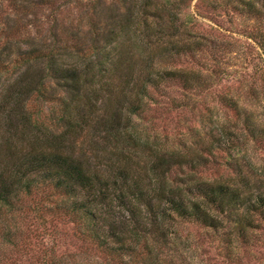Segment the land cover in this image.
I'll list each match as a JSON object with an SVG mask.
<instances>
[{"label":"trees","instance_id":"16d2710c","mask_svg":"<svg viewBox=\"0 0 264 264\" xmlns=\"http://www.w3.org/2000/svg\"><path fill=\"white\" fill-rule=\"evenodd\" d=\"M193 1H0V264H212L205 243L222 264L258 261L264 0H196L250 24L251 71L217 95L233 119L185 137L150 115L172 84L170 107L191 111L226 76L232 43L199 30ZM59 219L87 246L46 244Z\"/></svg>","mask_w":264,"mask_h":264},{"label":"rangeland","instance_id":"374dc122","mask_svg":"<svg viewBox=\"0 0 264 264\" xmlns=\"http://www.w3.org/2000/svg\"><path fill=\"white\" fill-rule=\"evenodd\" d=\"M63 2L64 0H55V5L63 4ZM5 4L6 3H3L4 10H6L5 8L7 7ZM190 9L194 12L195 17L198 18L197 27L199 30L205 34L211 33L223 41L231 42L232 44L230 47L234 53L232 58L228 60H226L227 58L225 59L227 63L223 64V66L227 73L221 85L214 88L213 93L200 96V101L196 103L195 109L191 111L190 108L186 110H173L170 107L169 102L173 98H182L179 94L182 90L178 83L170 86L168 89V96L159 98V100L163 101L159 106L152 105L153 110H151L150 115L155 117L154 126L159 131L166 129L169 133L185 137H190V133L194 130L193 128H198L200 122L208 127L214 119H233L232 111L219 102L217 95L224 91L227 86L237 87L239 85L238 79H241V75L247 71H251L253 61L250 58L253 52H256L252 41L248 39L246 34L250 29V24L243 22V20L235 16L232 11L223 12L222 10H215L204 2H196V0L192 2ZM74 10H76V8H74ZM47 13H49L48 10L42 11L38 9L37 18L45 22V14ZM4 17V15L0 14V22ZM44 25L45 27L47 26L46 23ZM26 30L27 31L24 32L27 34H34L35 32V28L32 27V25H29ZM247 59L251 61H247ZM180 63L178 64L179 66H197L198 60L186 58L182 59ZM221 155L225 158L224 154ZM259 156H264L263 151H259ZM215 173V168H210L206 171L208 176H213ZM54 224H56L55 234L54 236H46L45 243L52 244L55 242L56 244L54 245L57 248L58 254L64 252L73 253L87 246L71 222L59 219ZM193 230L196 233V230ZM35 241L36 240L33 239V243ZM215 245L216 244L205 243V250L209 251L207 256H210L209 261L212 264H222L223 258L218 254ZM33 247L37 249L34 244ZM257 256L259 257L258 261H256L255 258H250V261L248 260V263L245 261V263L264 264V246L257 248ZM16 258H18V264H33V262L38 260V255L34 257L33 253H31L29 255H18Z\"/></svg>","mask_w":264,"mask_h":264}]
</instances>
